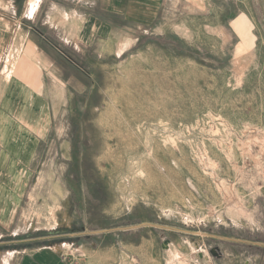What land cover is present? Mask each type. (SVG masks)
I'll list each match as a JSON object with an SVG mask.
<instances>
[{
    "label": "rangeland",
    "instance_id": "obj_1",
    "mask_svg": "<svg viewBox=\"0 0 264 264\" xmlns=\"http://www.w3.org/2000/svg\"><path fill=\"white\" fill-rule=\"evenodd\" d=\"M131 29L60 156L66 222L44 183L23 226L68 228L43 240L70 264H264V0H165Z\"/></svg>",
    "mask_w": 264,
    "mask_h": 264
},
{
    "label": "crops",
    "instance_id": "obj_2",
    "mask_svg": "<svg viewBox=\"0 0 264 264\" xmlns=\"http://www.w3.org/2000/svg\"><path fill=\"white\" fill-rule=\"evenodd\" d=\"M164 1L0 0V245L9 241L1 264H70L64 242L43 240L61 232H51L49 214H34L38 235L23 226L32 218L26 206L44 183L57 187L56 215L66 222L69 164L59 159L67 158L83 99L97 89L99 59L131 40V26L153 27Z\"/></svg>",
    "mask_w": 264,
    "mask_h": 264
}]
</instances>
